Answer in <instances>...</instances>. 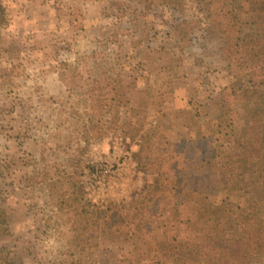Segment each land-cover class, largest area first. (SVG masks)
<instances>
[{
  "label": "rangeland",
  "instance_id": "obj_1",
  "mask_svg": "<svg viewBox=\"0 0 264 264\" xmlns=\"http://www.w3.org/2000/svg\"><path fill=\"white\" fill-rule=\"evenodd\" d=\"M200 7L199 0H165L148 10L141 0H0V214L11 230L1 241L23 264H162L136 234L101 235L97 248L71 261L43 174L82 150L75 177L85 200L95 210L123 209L152 182L145 168L164 159L163 146L137 157L138 138L125 134V123H161L175 140L197 131L229 137V121L218 118L231 101L222 91L245 78L233 79L212 29L207 35L182 24L200 18L185 9ZM68 62H79L78 71ZM61 71L77 73L76 92L65 90ZM95 81L113 100L109 117L89 109ZM239 114L240 128L247 111ZM231 194L229 201L248 205L249 196ZM258 216L264 221V208ZM177 257L208 264L193 245L179 247ZM251 264H264V256Z\"/></svg>",
  "mask_w": 264,
  "mask_h": 264
},
{
  "label": "trees",
  "instance_id": "obj_2",
  "mask_svg": "<svg viewBox=\"0 0 264 264\" xmlns=\"http://www.w3.org/2000/svg\"><path fill=\"white\" fill-rule=\"evenodd\" d=\"M141 1L148 10L165 0ZM199 2L200 8L185 12L195 10L200 18L183 20L182 24L193 29L201 27L198 30L203 29L207 35L212 29L233 79L245 78L237 89L222 91L231 101L218 118L229 121V137L198 131L194 138L175 140L172 131L161 123H125V134L138 138L137 157L153 155L163 146L164 159L145 168L152 182L123 209L115 206L95 210L85 200L75 177L80 172L83 151L72 156L63 148L71 163L55 165L53 175L47 168L43 181H48L49 196L56 209L54 222L59 223L62 236L73 246L74 251H69L71 261L74 253L83 255L97 248L101 235L112 234L138 235L152 253L159 255L162 264H190L178 260L177 251L182 245L195 246L208 264H251L264 256V221L258 216L264 208V0ZM78 63L66 65L75 73ZM76 74L69 78L64 71L58 74L69 93L76 92L77 85L71 87ZM104 81L109 87L108 80ZM95 83L99 88L87 94L89 109L109 117L113 100L101 94L102 82ZM241 109L247 115L239 128ZM90 139L86 131L85 143ZM234 191L249 196L247 206L229 201ZM221 192L226 193L225 198H218ZM10 233V226L1 221L0 214V264H23L12 248L2 244L1 238L10 237Z\"/></svg>",
  "mask_w": 264,
  "mask_h": 264
},
{
  "label": "built area",
  "instance_id": "obj_3",
  "mask_svg": "<svg viewBox=\"0 0 264 264\" xmlns=\"http://www.w3.org/2000/svg\"><path fill=\"white\" fill-rule=\"evenodd\" d=\"M109 171L107 169L103 170L104 174H107Z\"/></svg>",
  "mask_w": 264,
  "mask_h": 264
},
{
  "label": "crops",
  "instance_id": "obj_4",
  "mask_svg": "<svg viewBox=\"0 0 264 264\" xmlns=\"http://www.w3.org/2000/svg\"><path fill=\"white\" fill-rule=\"evenodd\" d=\"M197 132H198V131H197ZM197 132H196V133H197ZM196 133H195V135H196ZM195 135H194V136H195ZM192 138H194V137H192ZM189 139H190V138H189Z\"/></svg>",
  "mask_w": 264,
  "mask_h": 264
}]
</instances>
